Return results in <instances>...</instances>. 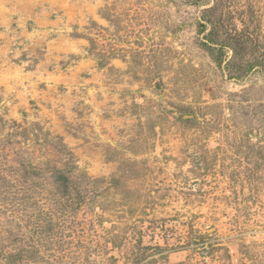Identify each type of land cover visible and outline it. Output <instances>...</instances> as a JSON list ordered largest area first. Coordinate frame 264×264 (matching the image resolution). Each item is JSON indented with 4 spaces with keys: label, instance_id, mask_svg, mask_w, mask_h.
<instances>
[{
    "label": "rangeland",
    "instance_id": "obj_1",
    "mask_svg": "<svg viewBox=\"0 0 264 264\" xmlns=\"http://www.w3.org/2000/svg\"><path fill=\"white\" fill-rule=\"evenodd\" d=\"M0 264H264V0H0Z\"/></svg>",
    "mask_w": 264,
    "mask_h": 264
},
{
    "label": "trees",
    "instance_id": "obj_2",
    "mask_svg": "<svg viewBox=\"0 0 264 264\" xmlns=\"http://www.w3.org/2000/svg\"><path fill=\"white\" fill-rule=\"evenodd\" d=\"M208 20H211L210 18ZM206 24V23H205ZM206 26V25H204ZM218 26L214 25L212 30L210 31V33L206 34V42L205 45L212 47V45H217L219 43V38L217 39L215 36L218 34ZM221 47H226L228 42L227 41H222V43H219ZM231 62V59L229 61H227L226 65H228ZM56 181L58 182V185L60 184V186H62L65 190L66 195H70L71 191H70V177L67 176V174L58 172L57 177H56Z\"/></svg>",
    "mask_w": 264,
    "mask_h": 264
}]
</instances>
